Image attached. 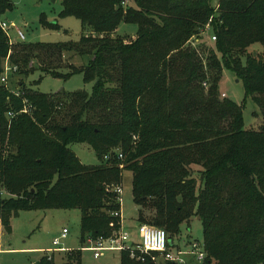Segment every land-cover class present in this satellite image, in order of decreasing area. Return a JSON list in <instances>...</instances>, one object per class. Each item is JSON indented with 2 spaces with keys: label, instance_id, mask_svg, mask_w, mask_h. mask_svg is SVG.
I'll use <instances>...</instances> for the list:
<instances>
[{
  "label": "trees",
  "instance_id": "trees-1",
  "mask_svg": "<svg viewBox=\"0 0 264 264\" xmlns=\"http://www.w3.org/2000/svg\"><path fill=\"white\" fill-rule=\"evenodd\" d=\"M61 5L62 16L89 30L78 42L13 45L0 29V77L8 57L26 77L35 71L63 79L81 74L92 84L91 94H43L20 83L16 95L0 83L5 231L20 211L79 209L82 245L110 238L122 225L113 215L118 196L108 188L120 186L122 172L130 171L140 222L174 240L183 223L199 217L202 264H264V0ZM12 9L10 0H0V19ZM40 22L53 27L43 16ZM121 23L135 25L136 35L119 36ZM208 24L213 47H192L191 39H201ZM255 44L262 53L248 52ZM65 53L88 59L65 66ZM34 60L35 69L29 65ZM63 68L66 74L59 72ZM223 70L259 109L257 130L244 129L243 105L221 98ZM25 106L29 113H20ZM75 143L87 144L98 164H81L69 149ZM83 248L65 252L60 263L43 256L38 264H80ZM152 256L121 251L119 264H157Z\"/></svg>",
  "mask_w": 264,
  "mask_h": 264
},
{
  "label": "rangeland",
  "instance_id": "rangeland-1",
  "mask_svg": "<svg viewBox=\"0 0 264 264\" xmlns=\"http://www.w3.org/2000/svg\"><path fill=\"white\" fill-rule=\"evenodd\" d=\"M10 1L13 9L5 12L0 20L7 24H13L19 29L24 35L25 43L78 42L82 34H86L89 31L82 27L79 19L61 15V0H55L54 2L52 0ZM216 1L214 0V2ZM129 4L133 3L130 2ZM42 16L53 27L43 26L40 22ZM116 32L119 36L134 37L137 27L132 24L121 23ZM8 34L10 37V42H8L10 44L15 45L20 42L14 29L11 28ZM206 34L210 36L209 32ZM201 39L207 43V49L213 47L212 43L207 42L205 36L201 37ZM248 52L252 55L262 53V47L259 44H255L248 49ZM87 59V57L81 58L72 53H65L62 63L65 66L72 64L75 67H80L87 62ZM4 61L9 66L11 65L8 57ZM29 65H32L35 69L37 62L34 60ZM59 72L66 74L67 68H63ZM8 77V84L5 86L14 92H19L20 83L24 84L26 88L43 94H53L59 91L68 93L84 91L87 94L92 92V84L84 83L81 74L63 79L51 75H42L39 71H35L26 77L19 74L15 68V71L10 73ZM219 92L226 99L244 106L242 120L245 130L258 129L261 123V119L258 116L259 109L251 98H245L241 82L228 70L222 71ZM69 149L75 154L81 164L85 166H96L98 164L94 151L87 144H71ZM119 202L122 231L128 233L131 240L137 243L139 242L138 225L149 224L138 220L140 208L133 201L132 173L130 171L122 172ZM80 216L81 212L79 209L26 210L18 212L17 215H11L9 219L10 233H7L2 224H0V264H38L43 256L60 263L65 252L80 249L81 246L84 248L82 249L80 264H119L118 252H102L99 259H94L93 252L89 250L91 245L88 242L82 245ZM63 229L68 232L66 238L60 241L58 247L52 246V241L59 237ZM174 242L177 249L184 253L183 258L186 260V264H197L191 259L190 255L185 253L189 251L190 243H203L201 221L193 217L188 223H183L180 226L179 234L174 237ZM49 249H54V252L46 253ZM177 249L171 248L172 252H176Z\"/></svg>",
  "mask_w": 264,
  "mask_h": 264
},
{
  "label": "built area",
  "instance_id": "built-area-1",
  "mask_svg": "<svg viewBox=\"0 0 264 264\" xmlns=\"http://www.w3.org/2000/svg\"><path fill=\"white\" fill-rule=\"evenodd\" d=\"M11 28L15 30L18 40L20 42H24V35L19 29H17L13 24H7L3 20H0V29L2 30V32H4L9 42L10 37L8 31ZM208 32L210 33V36H207L206 33ZM200 35L202 37L205 36L208 43H212L215 41V37L211 35L209 24L206 25ZM203 42L204 41L202 39L194 37L191 39L189 44L195 48L201 45ZM13 71H15V68L10 67L9 64L5 62V64L3 65V73L0 77V83L3 85H7L9 78L8 75L10 73H13ZM14 94L16 93L14 92ZM221 96L222 98H225L224 95ZM20 113H29V108L25 106ZM8 117H12V114L8 113ZM118 159H122L121 154H118ZM104 160H108V156L104 157ZM108 190L118 196V203L120 205L119 196L121 194V185L108 188ZM113 215L115 217L121 218L120 212H115ZM137 233L139 239V242L137 243H134L131 240L130 235L126 232H123L121 229L118 234H115L110 238H98L95 241L89 240L88 243L91 245L89 247V250L93 252L94 259H99L100 253L102 252L119 253L121 251H129L130 256L133 258L135 256V253L138 251L141 254H152V260L157 264H163L164 262H170L172 264H186V260L183 258L184 253L180 249H177L174 240L172 246L169 245L168 236L163 229L151 225L142 224L138 225ZM67 234V230L63 229L59 237L52 241V246L58 247L60 245V241L65 239ZM171 248L177 249V251L172 252ZM54 249H49L46 251V253L54 252ZM185 254L190 255L192 257L191 259H193L197 264H202L206 257L203 243L199 244L197 242L190 243L189 251H187Z\"/></svg>",
  "mask_w": 264,
  "mask_h": 264
},
{
  "label": "water",
  "instance_id": "water-1",
  "mask_svg": "<svg viewBox=\"0 0 264 264\" xmlns=\"http://www.w3.org/2000/svg\"><path fill=\"white\" fill-rule=\"evenodd\" d=\"M52 1L54 2L55 0H52ZM197 219L200 220L199 217H197ZM168 243H169L170 246H172V244H173V240H168Z\"/></svg>",
  "mask_w": 264,
  "mask_h": 264
}]
</instances>
